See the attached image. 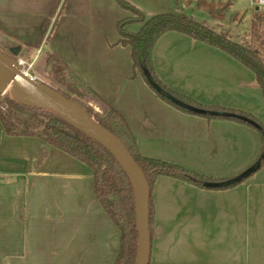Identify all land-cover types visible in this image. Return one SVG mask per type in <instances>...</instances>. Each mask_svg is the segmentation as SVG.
Listing matches in <instances>:
<instances>
[{
	"label": "crops",
	"instance_id": "0c3cea01",
	"mask_svg": "<svg viewBox=\"0 0 264 264\" xmlns=\"http://www.w3.org/2000/svg\"><path fill=\"white\" fill-rule=\"evenodd\" d=\"M54 1L0 0V39L36 44ZM124 1L146 19L178 12L173 0ZM130 16L116 0H60L30 52L56 54L118 111L143 156L221 179L247 170L261 150L253 126L183 113L139 74L132 77L130 48L118 43L116 29ZM140 27L125 30L135 34ZM152 59L170 90L264 124L254 74L220 49L168 32ZM151 201L148 264H264V167L220 191L158 177ZM118 245L119 232L95 199L91 170L38 138L7 136L0 124V264H112Z\"/></svg>",
	"mask_w": 264,
	"mask_h": 264
},
{
	"label": "trees",
	"instance_id": "16d2710c",
	"mask_svg": "<svg viewBox=\"0 0 264 264\" xmlns=\"http://www.w3.org/2000/svg\"><path fill=\"white\" fill-rule=\"evenodd\" d=\"M116 2L121 8L131 13L130 17L117 22L116 29L120 37L118 43L130 48L132 77L139 74L143 82L158 98L183 113L198 115L208 120H228L253 126L261 137V150L255 163H258V170L264 167V124L251 114L217 106H205L170 90L157 76L152 59L153 48L162 35L168 32L181 33L194 41L220 49L249 69L254 74L255 83L264 97V41H255L252 44L237 43L226 32L217 31L204 20L198 21L185 15L179 9L178 0H173L175 8L178 10L177 13L157 14L148 19L128 2L124 0H116ZM59 3L60 0L54 1L49 19L36 44L12 47L9 41L0 40V50L14 59L28 60L29 57L22 54L28 53L32 49H38ZM206 3L210 4L211 2L208 0L194 2L196 7ZM209 4L205 9L208 14L213 11ZM132 23L141 24L135 34H130L125 30V27ZM250 30L254 39L258 33L264 34V15H254L250 23ZM14 49L22 51V54H16ZM36 72L49 81L50 87L58 94L83 107L95 122L119 139L140 167L150 189V240L153 225L151 192L158 177L178 180L201 190L220 191L231 189L252 175L241 177L238 181L230 183L241 176L243 172L233 178L218 179L196 173L177 164L145 157L139 152L136 140L123 116L84 85L56 54L44 53L37 63ZM159 90L182 105L201 110L202 113H195L175 104ZM0 124L7 136L38 138L83 163L91 170L95 199L119 232L118 251L112 264H134L137 253V233L133 196L126 176L113 157L99 144L49 110L23 104L8 96L4 97L3 103L0 102Z\"/></svg>",
	"mask_w": 264,
	"mask_h": 264
},
{
	"label": "water",
	"instance_id": "95a60500",
	"mask_svg": "<svg viewBox=\"0 0 264 264\" xmlns=\"http://www.w3.org/2000/svg\"><path fill=\"white\" fill-rule=\"evenodd\" d=\"M7 91L23 104L49 110L71 127L99 144L113 157L126 176L133 196L137 233V253L134 264H148L150 256V189L142 170L122 142L95 122L83 107L63 98L48 85L29 76L24 72L22 64L17 59L0 50V95ZM162 94L181 107L195 113H202L201 110L184 106L172 97ZM257 170L258 163H254L230 183L238 181L241 177H247Z\"/></svg>",
	"mask_w": 264,
	"mask_h": 264
},
{
	"label": "rangeland",
	"instance_id": "374dc122",
	"mask_svg": "<svg viewBox=\"0 0 264 264\" xmlns=\"http://www.w3.org/2000/svg\"><path fill=\"white\" fill-rule=\"evenodd\" d=\"M196 0H178L179 9H181V12H183L187 16H191L198 21H205L210 26L215 28L217 31H223L226 32L230 38L237 42L242 44H249L253 43L255 41L261 42L264 41V34H259L258 37H253V33L250 30V23L252 19L254 18L255 14H262L264 15V6H257L254 2V0H219V1H210L211 3L206 4H199L200 7H196L194 2ZM213 8L212 13L208 14L205 12L206 6ZM174 5V3H173ZM174 11H178L174 6ZM2 40V39H0ZM12 44V42H9ZM15 47L14 44H12V47ZM11 47V46H10ZM32 52V51H31ZM29 51L28 53H23L22 51H18L16 54L24 55L26 57H29L28 60H23L22 58H18L17 60L21 59L24 64L23 70L26 72L29 76L33 77L35 80L40 81L50 87V82L47 81L44 77L40 76L36 70H37V63L42 58L44 53L35 52L34 55L31 54ZM32 55V56H31ZM8 96L12 99H15L9 91L4 93L3 95H0V102H4V97ZM16 100V99H15ZM258 136H260L259 132L257 131ZM261 139V137H260ZM162 160V159H159ZM165 161V160H162ZM169 162V161H165ZM171 163V162H169ZM255 163V162H254ZM176 164V163H172ZM180 165V164H177ZM253 165V164H251ZM182 166V165H180ZM185 167V166H183ZM187 168V167H185ZM189 170H192L190 168H187ZM247 169V168H246ZM196 172L195 170H192ZM245 171V170H244ZM198 173V172H196ZM242 173V172H241ZM201 174V173H199ZM203 175V174H202ZM239 175V174H238ZM207 176V175H206ZM212 177V176H208ZM215 178V177H213ZM221 179V178H218ZM229 179V178H225ZM156 181V180H155ZM178 181V180H177ZM181 182V181H180ZM183 183V182H182Z\"/></svg>",
	"mask_w": 264,
	"mask_h": 264
},
{
	"label": "built area",
	"instance_id": "2783aa9c",
	"mask_svg": "<svg viewBox=\"0 0 264 264\" xmlns=\"http://www.w3.org/2000/svg\"><path fill=\"white\" fill-rule=\"evenodd\" d=\"M254 2H255V4L257 5V6H264V0H254ZM22 65L24 64V62L21 60V59H19L18 60Z\"/></svg>",
	"mask_w": 264,
	"mask_h": 264
}]
</instances>
